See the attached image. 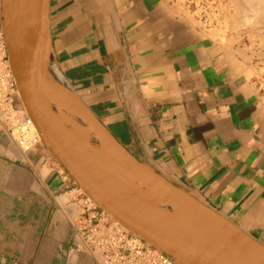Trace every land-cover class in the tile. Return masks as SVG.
Masks as SVG:
<instances>
[{"label": "crops", "instance_id": "obj_1", "mask_svg": "<svg viewBox=\"0 0 264 264\" xmlns=\"http://www.w3.org/2000/svg\"><path fill=\"white\" fill-rule=\"evenodd\" d=\"M51 55L140 162L264 245V102L247 47L168 0H50ZM10 0H0V28ZM15 104L22 108L18 94ZM76 186L0 124V264H95L64 217Z\"/></svg>", "mask_w": 264, "mask_h": 264}, {"label": "water", "instance_id": "obj_2", "mask_svg": "<svg viewBox=\"0 0 264 264\" xmlns=\"http://www.w3.org/2000/svg\"><path fill=\"white\" fill-rule=\"evenodd\" d=\"M50 0H10L5 34L10 67L22 108L40 144L74 185L115 222L182 264H264V245L217 211L136 159L77 95L63 94L72 111L87 116L135 164L144 177L213 215L204 223L163 212L135 187L130 188L99 165L94 155L55 124L46 100V65L51 53ZM77 102V106L75 103ZM118 165L123 162L115 158Z\"/></svg>", "mask_w": 264, "mask_h": 264}, {"label": "built area", "instance_id": "obj_3", "mask_svg": "<svg viewBox=\"0 0 264 264\" xmlns=\"http://www.w3.org/2000/svg\"><path fill=\"white\" fill-rule=\"evenodd\" d=\"M168 1L179 5L183 15L206 31L222 32L232 11L228 0ZM242 43L247 47L249 64L253 69L250 81L264 102V46L249 37ZM17 94L5 34L0 28V124L17 148L26 153L39 144V139L30 117L15 104ZM75 202L71 210L64 212L74 237L73 248L76 252L90 255L95 264H182L115 222L77 187Z\"/></svg>", "mask_w": 264, "mask_h": 264}, {"label": "bare ground", "instance_id": "obj_4", "mask_svg": "<svg viewBox=\"0 0 264 264\" xmlns=\"http://www.w3.org/2000/svg\"><path fill=\"white\" fill-rule=\"evenodd\" d=\"M63 94H67L73 101L77 98V94L49 53L46 65V100L55 124L78 144L89 150L108 173L121 179L126 186L137 188L142 195L151 199L154 207L171 215L204 223H218L213 215L162 185L146 179L139 171L140 169L123 154L108 135L99 130L87 116L82 117L76 114L62 101ZM75 104L77 105V102ZM115 158L120 159L123 166L118 165Z\"/></svg>", "mask_w": 264, "mask_h": 264}, {"label": "rangeland", "instance_id": "obj_5", "mask_svg": "<svg viewBox=\"0 0 264 264\" xmlns=\"http://www.w3.org/2000/svg\"><path fill=\"white\" fill-rule=\"evenodd\" d=\"M228 1L232 11L224 24L223 34L231 32L240 42L247 37L253 38L264 46V0Z\"/></svg>", "mask_w": 264, "mask_h": 264}]
</instances>
